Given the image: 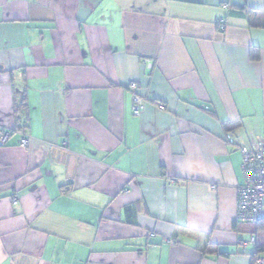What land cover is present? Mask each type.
<instances>
[{"label": "crops", "instance_id": "0c3cea01", "mask_svg": "<svg viewBox=\"0 0 264 264\" xmlns=\"http://www.w3.org/2000/svg\"><path fill=\"white\" fill-rule=\"evenodd\" d=\"M9 129L0 264H255L226 137L264 145V0H0Z\"/></svg>", "mask_w": 264, "mask_h": 264}, {"label": "built area", "instance_id": "2783aa9c", "mask_svg": "<svg viewBox=\"0 0 264 264\" xmlns=\"http://www.w3.org/2000/svg\"><path fill=\"white\" fill-rule=\"evenodd\" d=\"M218 22L219 29L223 30L225 28L223 18H220ZM128 88L132 91V113L140 115L144 109V100L136 92V82H130ZM13 132L19 134V145L27 149L30 136L24 129L0 131V146L7 142ZM226 141L240 150L245 177L244 184L236 189L235 222L242 224L257 223L264 218V145L258 141L252 146L243 144L232 132L227 134ZM12 202L17 203L16 196H13ZM255 239V236L251 235L248 240H241V244L247 246L254 243ZM254 262L255 264H264V257L256 256Z\"/></svg>", "mask_w": 264, "mask_h": 264}, {"label": "trees", "instance_id": "16d2710c", "mask_svg": "<svg viewBox=\"0 0 264 264\" xmlns=\"http://www.w3.org/2000/svg\"><path fill=\"white\" fill-rule=\"evenodd\" d=\"M14 107H15L16 111H18L20 108L24 107V96L23 95H18V98H16V100H15ZM20 121L21 120H19V122ZM235 225H237V222H235ZM251 226H252L251 228H253V229H252V231L249 232V235L247 236L246 240H248L251 235H254L256 238L254 243L249 244V245L255 246L253 252L251 253L252 258L255 259L256 256H261V255H259V253L261 251H264V242L262 243V242L258 241L259 234L264 233V218L257 223L251 224ZM241 240H244V238L240 237V239H238L240 244H241Z\"/></svg>", "mask_w": 264, "mask_h": 264}, {"label": "rangeland", "instance_id": "374dc122", "mask_svg": "<svg viewBox=\"0 0 264 264\" xmlns=\"http://www.w3.org/2000/svg\"><path fill=\"white\" fill-rule=\"evenodd\" d=\"M258 241H260L262 243L264 242V233L263 234L262 233L259 234Z\"/></svg>", "mask_w": 264, "mask_h": 264}]
</instances>
